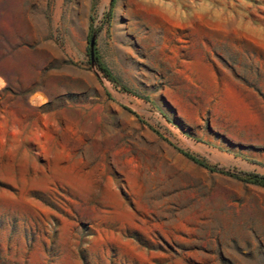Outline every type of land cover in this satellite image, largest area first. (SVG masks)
I'll use <instances>...</instances> for the list:
<instances>
[{
  "label": "rangeland",
  "instance_id": "rangeland-1",
  "mask_svg": "<svg viewBox=\"0 0 264 264\" xmlns=\"http://www.w3.org/2000/svg\"><path fill=\"white\" fill-rule=\"evenodd\" d=\"M240 173L264 0H0V264H264Z\"/></svg>",
  "mask_w": 264,
  "mask_h": 264
},
{
  "label": "trees",
  "instance_id": "trees-1",
  "mask_svg": "<svg viewBox=\"0 0 264 264\" xmlns=\"http://www.w3.org/2000/svg\"><path fill=\"white\" fill-rule=\"evenodd\" d=\"M235 177H237L240 180H244L246 182H249L251 184L264 186V177H262V176L240 173V174L236 175Z\"/></svg>",
  "mask_w": 264,
  "mask_h": 264
}]
</instances>
